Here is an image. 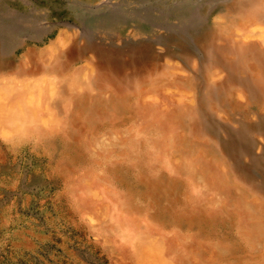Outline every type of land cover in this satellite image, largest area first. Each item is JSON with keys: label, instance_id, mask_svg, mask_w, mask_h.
Instances as JSON below:
<instances>
[{"label": "rangeland", "instance_id": "rangeland-1", "mask_svg": "<svg viewBox=\"0 0 264 264\" xmlns=\"http://www.w3.org/2000/svg\"><path fill=\"white\" fill-rule=\"evenodd\" d=\"M260 36L264 0H0V82L52 80L61 122L37 142L0 135V264H116L69 190L93 165L86 139L134 131V101L158 93L180 104L169 115L181 151L225 169L240 197L208 194L187 210L189 179L112 159L96 169L120 215L189 238L200 264L264 262Z\"/></svg>", "mask_w": 264, "mask_h": 264}, {"label": "bare ground", "instance_id": "bare-ground-1", "mask_svg": "<svg viewBox=\"0 0 264 264\" xmlns=\"http://www.w3.org/2000/svg\"><path fill=\"white\" fill-rule=\"evenodd\" d=\"M253 31L251 34H254ZM260 37L264 39V36ZM53 88L54 83L48 78L34 83L1 81L0 135L14 144L31 139L37 142L44 134L42 131L59 129L61 122L56 119L47 99V92ZM174 98L158 93L150 103L136 100L133 103L136 116L134 131L103 133V145L93 138H87L84 143L93 165L87 167L81 178L73 183L70 196L90 217V227L110 250L116 264L200 263L184 250V241L189 238L183 236L181 239L174 233L156 234V227L124 219L119 213V193L114 189L111 177L104 171L100 173L97 166L119 159L127 166L137 164L150 171L166 169L172 176L189 179L190 191L185 201L187 210L196 208L208 194L214 199L220 195L240 197L226 183L225 169L217 167L216 170L215 165H205L203 160H193L188 152L181 151L178 139L182 133L169 115L172 108L177 110L180 107V104L174 103ZM169 103L172 105L168 107ZM134 138L139 145L135 144ZM141 150H144L147 159L141 155ZM243 209L247 217L248 211ZM249 228L244 226L242 230L249 231ZM192 247L196 249L197 245L193 243Z\"/></svg>", "mask_w": 264, "mask_h": 264}]
</instances>
